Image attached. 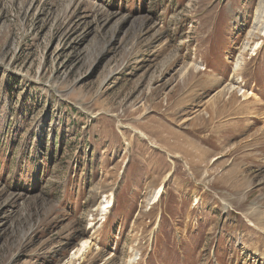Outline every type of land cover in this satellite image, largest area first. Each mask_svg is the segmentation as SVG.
Segmentation results:
<instances>
[{
  "label": "rangeland",
  "instance_id": "374dc122",
  "mask_svg": "<svg viewBox=\"0 0 264 264\" xmlns=\"http://www.w3.org/2000/svg\"><path fill=\"white\" fill-rule=\"evenodd\" d=\"M261 2L0 0V264H264Z\"/></svg>",
  "mask_w": 264,
  "mask_h": 264
},
{
  "label": "bare ground",
  "instance_id": "6f19581e",
  "mask_svg": "<svg viewBox=\"0 0 264 264\" xmlns=\"http://www.w3.org/2000/svg\"><path fill=\"white\" fill-rule=\"evenodd\" d=\"M264 14V0H262V2L260 3L259 5V8L257 10V13H256V23H255V26L253 27V32L256 33L257 31H260L261 29H263V24H262V28L261 29H258V25H259V21L261 20V17L263 16ZM161 193H162V189H160L158 192H156L152 198L150 199L151 202L154 204V203H157L160 196H161ZM113 199V198H112ZM151 203V204H152ZM112 204V200H108L107 203L105 205H102L103 206V209L105 208H109ZM114 205V204H113ZM113 207V206H112ZM111 207V208H112ZM92 238H89V240H85L83 241L82 243H80L79 247L77 248V252H76V255L78 257H80L82 254L86 255L87 252H89L92 248ZM75 255V256H76ZM82 255V256H84ZM133 260H131L129 262V264H133Z\"/></svg>",
  "mask_w": 264,
  "mask_h": 264
}]
</instances>
